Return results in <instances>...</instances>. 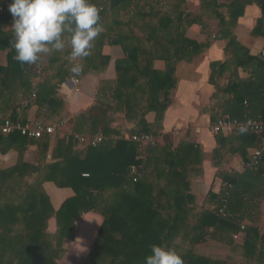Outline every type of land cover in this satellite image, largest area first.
<instances>
[{"label": "trees", "instance_id": "16d2710c", "mask_svg": "<svg viewBox=\"0 0 264 264\" xmlns=\"http://www.w3.org/2000/svg\"><path fill=\"white\" fill-rule=\"evenodd\" d=\"M199 1L203 11L211 10L214 2ZM11 3L12 0H0L3 8L0 50H8L7 66L0 67V86L8 89L18 82L24 97H34L26 106L21 103L3 106L1 119H16L17 109L24 112L25 108L37 106L38 120L53 124L61 119L64 106L58 99L59 87L73 76L70 68L75 62L70 60V43L65 38L62 51H52L37 64L24 65L19 75L11 76L9 64L17 62L10 46L14 33L2 30L13 23L8 11ZM91 3L99 9L104 30L94 41L91 54L79 62L88 71H103L109 62L101 54L104 46H120L124 58L115 61L116 80L101 84L94 105L74 119L71 133L88 136L101 133L105 140L91 148L79 146L70 137H56L52 143L48 137L34 140L20 133L1 136L0 153L15 149L21 162L9 174L22 169L20 165L29 145H36L40 159H45L53 144L51 158L56 163L40 170L31 166L25 169L40 171L39 185L51 181L59 188H71L76 195L85 196V212H101L103 223L85 264H144L153 244L174 249L184 264H226L197 254L194 247L208 234L217 242L229 244L239 233L243 235L241 249L246 263L264 264V233L254 225L260 202L264 200V155L258 164L248 166L252 163L248 150L260 147L264 134L215 135L217 148L213 159L218 164L223 154L228 153L239 155L247 166L242 173L217 171L216 176L222 181L220 192L207 195L215 207L197 215L192 225L189 220L194 197L190 194V178L201 173L203 153L194 143L174 147L170 136L158 132L176 85L178 63L191 61L207 48L206 44L191 40L177 44L181 28L202 22L190 18L185 0H91ZM251 3L260 8L264 19V0H234L228 6L229 20L219 16L216 38L225 41V60L210 64L209 83L214 88L211 102L215 103L213 122L223 116L264 122V59L251 56L233 32L245 6ZM155 61L164 62V71L154 70ZM239 68L246 73L245 77L239 76ZM36 76L41 81L33 87L31 80ZM225 76L229 77L228 82L220 85L219 80ZM130 93L144 96L138 111L132 113L127 99ZM114 103L120 109L125 108L129 119L132 114L137 117V129L131 136L148 135L152 144L141 146L123 136L111 144L109 138L119 136V132L110 128ZM150 112L155 114L153 125L145 120ZM222 207L225 217L218 214ZM27 208L29 211L30 205ZM244 220L251 224L243 226Z\"/></svg>", "mask_w": 264, "mask_h": 264}, {"label": "crops", "instance_id": "0c3cea01", "mask_svg": "<svg viewBox=\"0 0 264 264\" xmlns=\"http://www.w3.org/2000/svg\"><path fill=\"white\" fill-rule=\"evenodd\" d=\"M233 1L214 0L211 10L203 11L199 0H185L190 18L200 20L202 25L196 22L182 27L177 44L191 40L200 45L206 44L207 48L191 61L178 63L175 71L176 85L171 92L168 107L158 130L161 135L170 136L174 147L181 143H194L203 153V161L199 167L201 173L190 178V194L194 197L191 206L192 217L189 220L192 225L196 223L197 215L215 207L213 200H207V195L209 192L214 195L220 192L222 181L216 176L217 171L242 173L246 167V163L239 155L225 153L219 164L213 159L217 143L215 134L211 132L214 114L212 106L215 103L211 102L214 88L209 83L210 64L225 60V41L217 39L216 36L219 16L222 15L229 20L228 6ZM2 30L13 31L12 24L3 27ZM253 31H256V34H253ZM233 32L237 42L247 48L251 56L264 58V19L258 6L254 3L245 6ZM137 36H140V33ZM7 54L8 50H0L1 68L7 66ZM101 54L109 59L103 71L91 72L83 67L79 76L70 77L59 87L58 99L63 101L64 106L59 117L61 119L55 123L64 121L62 131L65 134L71 132L74 119L94 105L101 84L113 83L117 78L115 61L124 58L122 48L104 46ZM9 66L11 76H17L22 72L23 66L17 62ZM153 68L162 72L165 64L163 61H155ZM238 71L240 77L246 76L241 68ZM74 79L78 80L77 84L73 82ZM228 80L229 77L225 76L219 83L224 85ZM40 81L41 78L36 76L31 80V84L36 87ZM128 96L132 108L130 113L138 111L144 96L141 93H130ZM33 97H24L18 82L8 89L0 86V119L4 111L3 106L9 108L20 103L26 106L33 101ZM113 107L110 128L119 132V136L112 135L109 138L112 145L120 136L128 140L132 131L137 129L138 121L134 114L129 119L125 108L120 109L115 103ZM38 113L37 106L25 108L24 112L19 108L16 119L23 122L35 121L38 119ZM145 120L153 125L155 114L148 113ZM54 140L51 139L52 143ZM52 149L53 144L45 159H40L37 146L29 145L24 154L23 164L20 165L22 169L13 174L9 173L21 163L18 160V152L11 149L5 154L0 153V264H85L88 261L103 223V216L99 210L85 212L86 197L76 195L71 188H59L51 181L38 184L39 170L56 163V160L51 158ZM252 150H248V155ZM24 165L28 167H23ZM29 166L39 170L34 172L25 169H30ZM27 205H30L29 211ZM250 224L247 220L242 223L243 226ZM254 225L264 233V200L260 202ZM177 241L182 243L179 238ZM229 242L222 244L211 239L208 234L203 242L195 245L194 250L212 261L226 264H258L246 263L241 249L242 233L237 234V237H233Z\"/></svg>", "mask_w": 264, "mask_h": 264}, {"label": "clouds", "instance_id": "9594fccd", "mask_svg": "<svg viewBox=\"0 0 264 264\" xmlns=\"http://www.w3.org/2000/svg\"><path fill=\"white\" fill-rule=\"evenodd\" d=\"M8 11L13 17L10 46L15 51L14 59L21 66L37 64L43 55L62 51L67 38L70 60L75 62L70 68L73 77L82 73L79 61L91 54L94 41L104 30L99 9L91 0H12ZM245 131L240 128L241 134ZM150 253L144 264H184L172 248L153 244Z\"/></svg>", "mask_w": 264, "mask_h": 264}, {"label": "built area", "instance_id": "2783aa9c", "mask_svg": "<svg viewBox=\"0 0 264 264\" xmlns=\"http://www.w3.org/2000/svg\"><path fill=\"white\" fill-rule=\"evenodd\" d=\"M3 8L0 6V11ZM264 59V58H263ZM75 84L78 80L74 79ZM64 126V121L58 123H45L43 120L26 121L23 122L19 119H0V137L8 136L13 133H20L30 139H41L42 137H48L50 139H55L56 137H70L73 142L77 143L81 147H91L95 148L101 144L105 138L101 133H97L93 136L72 134L71 132L64 133L62 128ZM244 127L246 131L244 133H252L256 135L264 134V122L262 120L247 118L243 121H238L231 119L228 116H223L215 120L211 125V132L213 134H222L224 136L238 135L240 133V128ZM129 139L133 142L140 143L141 146L152 144L153 139L148 135H132ZM264 155V136L261 137V145L258 148L252 150L251 159L252 163L250 165H255L259 163V160ZM247 166V165H246ZM87 177V175H83ZM218 214L225 217L224 207L220 208ZM243 229V226L241 227ZM234 238L237 235L233 236Z\"/></svg>", "mask_w": 264, "mask_h": 264}]
</instances>
